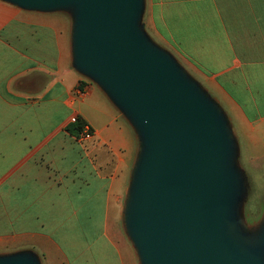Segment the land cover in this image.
Here are the masks:
<instances>
[{"label":"crops","instance_id":"1","mask_svg":"<svg viewBox=\"0 0 264 264\" xmlns=\"http://www.w3.org/2000/svg\"><path fill=\"white\" fill-rule=\"evenodd\" d=\"M142 19L224 113L237 146H264V0H144ZM75 24L71 9L0 0V253L142 264L128 216L144 137L76 66ZM74 114L91 139L70 130Z\"/></svg>","mask_w":264,"mask_h":264},{"label":"water","instance_id":"2","mask_svg":"<svg viewBox=\"0 0 264 264\" xmlns=\"http://www.w3.org/2000/svg\"><path fill=\"white\" fill-rule=\"evenodd\" d=\"M7 1L73 10L76 66L101 83L140 129L145 154L128 223L142 264H264L232 227L242 170L227 118L138 26L144 0ZM0 264L39 263L19 252L0 256Z\"/></svg>","mask_w":264,"mask_h":264},{"label":"rangeland","instance_id":"3","mask_svg":"<svg viewBox=\"0 0 264 264\" xmlns=\"http://www.w3.org/2000/svg\"><path fill=\"white\" fill-rule=\"evenodd\" d=\"M139 20L138 26H141L143 19ZM145 33L149 35L146 30ZM149 37L151 40V36ZM164 46L172 48L168 43ZM240 145L239 152L242 158L238 166L242 170L240 175L242 188L240 185L236 188L238 196L232 207V227L236 235L247 246L259 252L261 259L264 260V156L258 157L264 152V146L254 149V145L243 137H240ZM11 254L5 252L0 253V256Z\"/></svg>","mask_w":264,"mask_h":264},{"label":"built area","instance_id":"4","mask_svg":"<svg viewBox=\"0 0 264 264\" xmlns=\"http://www.w3.org/2000/svg\"><path fill=\"white\" fill-rule=\"evenodd\" d=\"M79 120V116L77 114H74L70 117V121L72 123H77ZM94 135V131L91 129V127L85 122L82 130L80 132V138L81 139H91Z\"/></svg>","mask_w":264,"mask_h":264},{"label":"trees","instance_id":"5","mask_svg":"<svg viewBox=\"0 0 264 264\" xmlns=\"http://www.w3.org/2000/svg\"><path fill=\"white\" fill-rule=\"evenodd\" d=\"M84 123H85V121L81 117H79L78 122L74 123V125L70 128V130L75 132V133H80Z\"/></svg>","mask_w":264,"mask_h":264}]
</instances>
